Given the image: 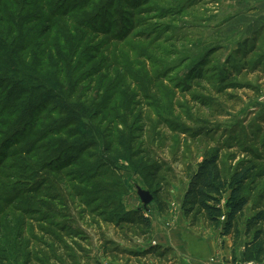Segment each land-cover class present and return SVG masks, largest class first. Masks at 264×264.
<instances>
[{
  "label": "rangeland",
  "instance_id": "1",
  "mask_svg": "<svg viewBox=\"0 0 264 264\" xmlns=\"http://www.w3.org/2000/svg\"><path fill=\"white\" fill-rule=\"evenodd\" d=\"M40 1L10 11L18 39L0 28V104L17 111L0 121V264H74L69 253L94 264L104 247L113 261L172 263V250L141 248L150 235L104 219L114 200L155 207L137 192L150 191L151 167L178 204L216 150L226 172L255 158L253 215L264 197V0ZM14 86L20 100L7 103ZM27 145L31 154H12ZM228 239L225 264H254L245 237L235 248Z\"/></svg>",
  "mask_w": 264,
  "mask_h": 264
},
{
  "label": "trees",
  "instance_id": "2",
  "mask_svg": "<svg viewBox=\"0 0 264 264\" xmlns=\"http://www.w3.org/2000/svg\"><path fill=\"white\" fill-rule=\"evenodd\" d=\"M17 2L18 0H0V28L2 29V32H5L6 25L11 24V26H13L10 11L13 7L15 8L18 6ZM41 2H43V0H41L40 3ZM50 30L51 28L47 27L43 35L46 36L49 34ZM11 33L12 35H16L17 39L19 38V31H17L15 23ZM2 34L0 33V51H2L3 45L5 46L4 43L7 42L2 37ZM15 46L16 44L14 43L11 48H14ZM27 49L28 47L24 50ZM15 71L16 68L11 70V72ZM6 82H8V80ZM12 89L13 90L9 93L8 97L6 96L5 101L11 103L15 100L13 103L17 104L20 100L19 89L16 86ZM40 105L41 104L36 106L38 110L40 109ZM25 109L28 111L32 110L33 103L28 101ZM23 111L24 110H22L20 114V120L24 115ZM14 112L15 114L17 113V111H14L13 107H9L8 104H0V121L7 115H9L8 117L13 116ZM21 124L22 121H19L18 125ZM53 130L54 129H51L49 132L52 133L54 132ZM52 136L58 137L60 134L57 133ZM20 144V141L19 143L16 142V145ZM27 147L28 145L22 149L13 151L12 154L18 153V155H28L35 150V146L33 147V145ZM253 158L254 157H251L240 162L236 169H230L226 172L222 166L220 152L218 150L213 153L207 152L203 163L191 178L189 187L184 196L182 209L186 217L192 221V225L195 226L201 219L208 227H213L218 230L221 229L222 237L232 238L234 248L240 244L242 237H245L247 241L242 252L243 261L245 263L264 264V197H262L263 201H259V203L254 206L253 215L250 217L246 216V210L250 205V198L248 197L247 192L249 187L259 176L257 162L255 161V158ZM59 162L60 161L58 160L56 161V163ZM151 170L152 171H149L146 175V180L148 181L150 191H152L154 196L153 202L161 214H166L169 210L168 192H166L167 195H165L168 197L163 198L165 189H157L156 185L160 184V180L156 169L151 167ZM91 176H95V173H91ZM96 179L97 178H94V180ZM45 182L46 180H44V184H42V182H35V185H33V188L31 189H41V187L48 185V183L46 184ZM35 191L36 190H34V192ZM111 205L112 207L115 206L117 208L111 213L113 215L110 220L104 219L106 224H115L118 227L127 226L130 230L135 229L146 237L150 235L151 220L146 216V212H144L143 209L138 208L134 212H127L117 200H114ZM99 213L101 219L105 218V211H99ZM243 221L245 222L244 233L240 228ZM154 249L157 248H153V250ZM68 257L74 264H80L76 261L75 255L69 253ZM68 260L69 259H64V264H67Z\"/></svg>",
  "mask_w": 264,
  "mask_h": 264
},
{
  "label": "crops",
  "instance_id": "3",
  "mask_svg": "<svg viewBox=\"0 0 264 264\" xmlns=\"http://www.w3.org/2000/svg\"><path fill=\"white\" fill-rule=\"evenodd\" d=\"M183 199L178 204L169 203L166 214H161L156 206L146 212L151 220L150 242L141 248L145 250L147 247L162 246L172 250L174 260L169 264H204L205 260L216 256L219 258L217 264H225L222 258L230 256L231 240L222 237L219 230L206 226L205 222L192 226L182 209ZM104 252L105 247L94 252V264H147L148 261L149 264H162L161 260L149 259L151 256L147 259L135 258L136 261L115 257L113 261L108 259Z\"/></svg>",
  "mask_w": 264,
  "mask_h": 264
},
{
  "label": "water",
  "instance_id": "4",
  "mask_svg": "<svg viewBox=\"0 0 264 264\" xmlns=\"http://www.w3.org/2000/svg\"><path fill=\"white\" fill-rule=\"evenodd\" d=\"M138 196L145 208H147L154 201V196L150 191L143 190L141 188L137 189Z\"/></svg>",
  "mask_w": 264,
  "mask_h": 264
}]
</instances>
